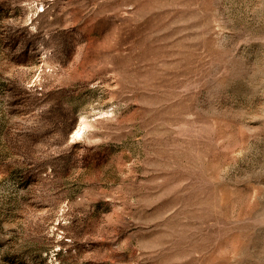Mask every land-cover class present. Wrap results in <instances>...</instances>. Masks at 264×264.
<instances>
[{
  "label": "rangeland",
  "instance_id": "374dc122",
  "mask_svg": "<svg viewBox=\"0 0 264 264\" xmlns=\"http://www.w3.org/2000/svg\"><path fill=\"white\" fill-rule=\"evenodd\" d=\"M0 264H264V0H0Z\"/></svg>",
  "mask_w": 264,
  "mask_h": 264
},
{
  "label": "snow or ice",
  "instance_id": "6c2138e0",
  "mask_svg": "<svg viewBox=\"0 0 264 264\" xmlns=\"http://www.w3.org/2000/svg\"><path fill=\"white\" fill-rule=\"evenodd\" d=\"M77 135L79 136L80 134H79V133H77Z\"/></svg>",
  "mask_w": 264,
  "mask_h": 264
}]
</instances>
